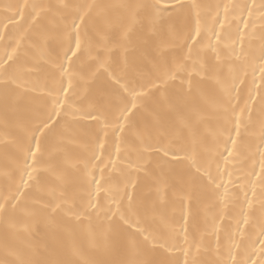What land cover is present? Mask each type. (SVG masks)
<instances>
[{"label": "bare ground", "instance_id": "obj_1", "mask_svg": "<svg viewBox=\"0 0 264 264\" xmlns=\"http://www.w3.org/2000/svg\"><path fill=\"white\" fill-rule=\"evenodd\" d=\"M153 2L154 0H0V57L6 60L5 52H8L12 54L13 60L19 55L29 65L40 66V70L33 73L27 81L28 87L35 90L20 99L18 109L10 108L7 120L4 117V89L0 87V204L5 202V197L18 198L8 205L7 223L4 214L0 212V264H19L21 259L29 258H49L54 247L60 258L72 260L74 264L144 259L149 255L143 251L135 253L126 249L114 231L105 239L108 223L104 213L109 207L115 210L113 194L123 191L126 185L131 190L129 180L135 179L136 169L143 168L147 163L146 159L141 158L140 139L135 134V127L123 133L118 132L117 135H113L109 128L107 134L100 131L97 138L94 133L103 129L102 124L89 126L87 121L75 123L77 118L70 113L89 110L97 102V93L109 74L127 71L131 76L137 71L145 74L154 72L153 61L159 62L160 70L164 71V60L167 61V68L175 73V79L171 78L170 73L167 90L163 94L167 97V103L158 105L162 94L156 92L147 101V108L133 118V124L142 126L146 117L151 118V110L154 108L166 122L189 120L195 134L204 138L208 145L209 151L203 154V159L208 161L213 155L215 157L211 163V173L216 183L221 185L219 197L201 195L198 201L193 202L198 228L192 229L190 221L188 243H184L181 236V245L184 249L190 248L187 257L189 264H193V261L195 264H220L224 260L227 264H232V257L228 255L230 249L240 264L246 258V245L237 249L235 243L240 241L242 232L247 236L256 231L255 224L261 217V205L264 204V184L259 176V149L264 148V140L261 139L264 105L259 97L264 95V80L261 79V61L258 58L261 37L264 36V21H261L260 12L255 9L250 18L245 12V18L249 19L245 30V21L239 19L238 14L233 15L230 7L226 14L225 6L245 3L259 6L262 0H164L168 4L179 2L188 5L184 10L187 24L182 16L176 22L175 31L168 28L153 29L149 12L136 7ZM25 3H93L102 6L86 22V28L82 29L86 48L91 50V54L86 53L74 66L71 83L67 75L61 76L59 72L55 82L46 79L49 65L44 62L43 57H55L58 51L55 43L43 49L30 47L27 40L23 47L16 45V39L26 33L31 20L27 15L30 11L28 9L21 22L18 6ZM12 17L15 19L11 20ZM197 19L201 26V37L198 39L202 43L196 46L189 57L184 35L188 28L195 35ZM220 21H223V25ZM238 28L247 32L243 43L240 41L241 32ZM210 42L212 48L208 47ZM14 47L16 51H13ZM15 67L13 65L9 68L7 74L4 68H8V65L0 68V85L11 77ZM61 81L63 88L69 89L65 106L69 114L44 143L43 157L29 169L32 172L31 178L27 173L24 174V180L28 181L25 185L17 170V152L13 141L23 134V124L29 123L37 111L45 110L46 88H59ZM233 81L236 87H232ZM218 82H226L232 87L233 95L239 89L241 106L249 92L256 98L255 102L248 101L251 109L248 131L243 133V138L227 160L225 157H228V152L214 135L219 124L217 106L222 96L221 83ZM190 83L191 94L188 93ZM9 95L11 100L13 94ZM60 97L65 98L63 91L60 92ZM248 115L246 112V121ZM228 146L232 147L231 142ZM86 161L87 171L84 170ZM151 167H155V164ZM6 170L15 173L13 182L5 179L3 173ZM140 175L142 177L143 173ZM89 181H92L90 186ZM96 181L101 183L99 192ZM17 186L19 191L16 190ZM62 190H67L69 194L67 201L60 199ZM143 190L142 186L138 194ZM184 192V186L177 182L175 190L168 193L169 200L176 201L175 209L169 207V215L174 212L181 229L184 220L179 201ZM12 204L18 205L15 210ZM57 204H63L64 208L53 214L52 208ZM46 205L51 207H45ZM33 211L35 215L29 216L28 213ZM45 245H48L49 253L42 251ZM256 247L259 248L258 243ZM151 255L153 258H161L160 253ZM164 255L173 258L178 256L180 264L185 259L184 252L177 249H171ZM253 258L259 259V254Z\"/></svg>", "mask_w": 264, "mask_h": 264}, {"label": "snow or ice", "instance_id": "obj_2", "mask_svg": "<svg viewBox=\"0 0 264 264\" xmlns=\"http://www.w3.org/2000/svg\"><path fill=\"white\" fill-rule=\"evenodd\" d=\"M102 6L93 3H58V4H32L27 3L18 6L21 22L25 18V11L31 18L26 33L17 38V46L23 47L25 40L30 42V47L43 49L52 43L57 45L58 51L55 57H43L44 62L49 65L46 72V79L55 82L56 74L61 76L67 75L69 82L72 80V70L77 62L81 61L85 54H91V50L86 48V41L82 36V29L86 28V22L93 18V13ZM140 9L147 10L150 15L153 29L163 30L168 28L170 31L176 30V22L183 16L184 23L187 24V15L184 10L188 5L176 2L174 4L165 3L164 0H154L151 4L138 5ZM229 7L233 15L245 21V30L248 28L249 19L253 10L260 12V19L264 21V0L259 6L255 4H234L225 6V13L229 12ZM245 12L248 18H245ZM99 14V13H97ZM14 20L15 17L10 18ZM219 20V16H217ZM223 25V21H220ZM241 32L240 41L243 43L247 32ZM219 36V33H216ZM200 21L197 19L195 35L192 34L191 28H188L184 35V43L188 47V55L191 57L197 45L202 43ZM128 39L127 34L125 40ZM191 41V43H189ZM147 43V40L144 41ZM212 48L211 42L208 45ZM243 50V49H241ZM16 51V48H13ZM7 59L0 57V68H4L5 74L8 69L15 65V69L10 78H6L0 87L4 89V117L7 120L10 108L18 109L19 101L34 88L28 87L29 77L40 70L39 64L29 65L27 61L21 60L19 55L13 60L12 54L5 52ZM198 55V53H197ZM259 67L262 73L261 79L264 80V36L261 37L259 49ZM219 60V57L217 58ZM12 61V64H9ZM163 64L165 70H160V63L153 61L154 72L145 74L137 71L129 76L127 71L122 74L115 72L108 75L107 81L101 86L97 95L98 100L92 104L87 111L70 113L80 121L91 124L103 125L94 133L98 138L99 132L112 129V134L123 133L135 127V134L140 139L141 158L146 159L147 163L143 168H137V176L130 179L131 190L126 185L123 191L113 194L112 199L115 202V210L111 207L104 213L108 223V233L105 234L107 240L108 234L112 231L123 242L126 249L139 253L141 251L149 254L144 259L121 260L115 262L99 261L95 264H180L179 257L165 256V253L171 249L183 251L185 259L183 264H189L188 255L190 248L184 249L181 245V236L183 242L188 243L189 239V222L192 221V229H197L195 223V213L193 211V202L198 201L201 195L220 196L221 185L216 183L215 177L211 173V163L215 159L214 155L208 161L203 159V154L208 152V145L204 138L199 137L192 130L191 122L182 119L178 123L166 122L161 113L155 108L151 110V118H145L143 124L134 125L133 118L147 108V101L154 96L156 92L162 94L159 104L167 103V97L163 94L167 90V82L171 73V78L175 79V73L167 68V61ZM127 66V57H125ZM179 67V65H178ZM221 83L222 96L217 106L219 117L218 128L214 135L223 143L225 151L230 158L233 151L237 148L238 143L243 138V133L248 131L251 118V109L248 101L255 102V97L249 92L243 106L240 104L239 89L237 88L233 95L232 87L226 82ZM15 85V87H12ZM23 88V91L20 89ZM65 93V98L61 99L60 92ZM68 88L48 87L44 94V111H37L29 123L22 125L23 134L13 141L17 152V170L20 172V180L27 185L28 181L24 180V174L27 173L29 178L32 176L31 169L44 154V143L49 139L57 125L61 124L62 119L69 113L66 112ZM191 83L188 87V93L191 94ZM10 93L12 98L10 100ZM260 102L264 105V95H260ZM50 104V106H49ZM171 108V105L169 106ZM239 109V111H237ZM248 113V120L245 119V113ZM264 112V108H262ZM243 130V131H242ZM119 139V136H117ZM261 139L264 140V123L261 124ZM231 142L232 147H229ZM35 143V147H33ZM119 152V148H117ZM260 167L259 174L261 183L264 184V148L259 149ZM223 155V153H220ZM31 157V163H29ZM99 159V158H98ZM155 167H151L152 164ZM179 166V169H178ZM88 162L84 164V170L87 171ZM54 170V169H53ZM219 171V166H217ZM140 173H143L141 177ZM5 179L9 182L15 180V173L5 171ZM177 182L184 186L186 192L181 196L179 201L181 216L184 225L179 224L174 212L169 215V207H176L175 200H169L168 193L176 188ZM92 181H89V186ZM97 192L101 188L100 181H96ZM143 186V191L138 194V190ZM19 191V186H17ZM227 189H225V195ZM89 196L91 194L89 193ZM15 196L5 197V202L0 204V212L5 216L7 223L8 205ZM61 200L67 201L69 194L67 190H62ZM245 193V200H247ZM249 203H251L249 201ZM17 204H12L13 210ZM45 207H51L46 205ZM64 208L63 204H57L52 208V213L56 214ZM262 213L260 219L256 222L254 233L247 236L241 233V239L235 243V247L240 249L245 246L246 258L242 264H264V204L261 205ZM71 211V209H67ZM111 213L109 216L108 214ZM29 216L35 215V211L28 213ZM245 223H248L245 215ZM247 231V230H245ZM257 243L259 248L257 249ZM44 253H49L48 245H45ZM160 253L161 258H153V255ZM259 254V259H254ZM232 257V264H240L232 254L231 249L228 253ZM19 264H74L72 260L60 258L57 249L54 247L49 253V258L45 259H21ZM193 264L195 262L193 261ZM220 264H227V261H221Z\"/></svg>", "mask_w": 264, "mask_h": 264}]
</instances>
